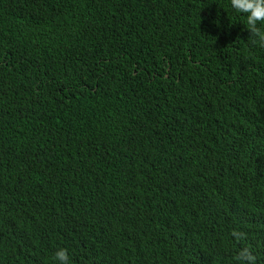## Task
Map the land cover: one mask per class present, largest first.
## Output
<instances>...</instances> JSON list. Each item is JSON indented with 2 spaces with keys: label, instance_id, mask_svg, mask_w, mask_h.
<instances>
[{
  "label": "trees",
  "instance_id": "16d2710c",
  "mask_svg": "<svg viewBox=\"0 0 264 264\" xmlns=\"http://www.w3.org/2000/svg\"><path fill=\"white\" fill-rule=\"evenodd\" d=\"M249 36L230 0H0V264L60 247L70 264H264Z\"/></svg>",
  "mask_w": 264,
  "mask_h": 264
},
{
  "label": "clouds",
  "instance_id": "9594fccd",
  "mask_svg": "<svg viewBox=\"0 0 264 264\" xmlns=\"http://www.w3.org/2000/svg\"><path fill=\"white\" fill-rule=\"evenodd\" d=\"M231 7L246 19V29L252 43L264 46V0H230ZM56 264H70L67 248L60 247L54 253Z\"/></svg>",
  "mask_w": 264,
  "mask_h": 264
}]
</instances>
